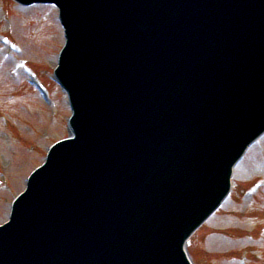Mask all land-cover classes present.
I'll return each instance as SVG.
<instances>
[{
  "label": "water",
  "instance_id": "obj_1",
  "mask_svg": "<svg viewBox=\"0 0 264 264\" xmlns=\"http://www.w3.org/2000/svg\"><path fill=\"white\" fill-rule=\"evenodd\" d=\"M18 1L60 7L73 135L0 226V264H190L264 133V0Z\"/></svg>",
  "mask_w": 264,
  "mask_h": 264
},
{
  "label": "rangeland",
  "instance_id": "obj_2",
  "mask_svg": "<svg viewBox=\"0 0 264 264\" xmlns=\"http://www.w3.org/2000/svg\"><path fill=\"white\" fill-rule=\"evenodd\" d=\"M2 33L12 42L3 45L0 35V223L8 219L11 200L44 161L49 146L69 135L71 114L53 77L64 43L57 8L0 0ZM26 64L33 67V77L47 84L49 99L33 84ZM258 179L261 186L246 193ZM235 184L224 207L189 243L196 264H264V138L236 167Z\"/></svg>",
  "mask_w": 264,
  "mask_h": 264
},
{
  "label": "bare ground",
  "instance_id": "obj_3",
  "mask_svg": "<svg viewBox=\"0 0 264 264\" xmlns=\"http://www.w3.org/2000/svg\"><path fill=\"white\" fill-rule=\"evenodd\" d=\"M249 150H250V149H249ZM249 150H248V151H249ZM247 153H248V152H247ZM247 153H246V154H247ZM245 156H246V155H245ZM243 159H244V158H243ZM243 159H242V160H243ZM242 160L239 162V164L242 162ZM239 164H238V165H239ZM238 165H237V166H238ZM223 206H224V205H223ZM208 220H209V219H208ZM208 220H207V221H208Z\"/></svg>",
  "mask_w": 264,
  "mask_h": 264
}]
</instances>
